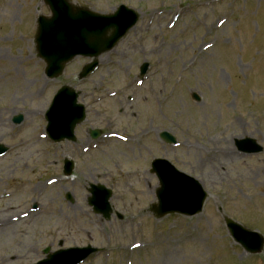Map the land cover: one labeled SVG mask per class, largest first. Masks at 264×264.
<instances>
[{
    "label": "rangeland",
    "instance_id": "rangeland-1",
    "mask_svg": "<svg viewBox=\"0 0 264 264\" xmlns=\"http://www.w3.org/2000/svg\"><path fill=\"white\" fill-rule=\"evenodd\" d=\"M67 1L100 14L126 6L139 20L89 80L77 83L79 58L46 80L33 46V18L46 15L45 5L0 0V144L8 148L0 157V264H36L45 249L87 246L100 250L82 264H264V248L242 254L223 223L229 217L264 240V0ZM143 63L149 70L140 80ZM66 84L112 120L107 129L96 121L104 134L145 131L148 142L104 136L85 157L82 133L77 146L50 144L44 115ZM161 132L176 145L160 142ZM244 138L263 152L238 153L234 142ZM155 158L201 184V214L153 217L157 181L147 170ZM64 160L76 163L83 188L63 178ZM88 184L112 191L109 220L85 204ZM5 221L12 227L2 228Z\"/></svg>",
    "mask_w": 264,
    "mask_h": 264
},
{
    "label": "water",
    "instance_id": "water-1",
    "mask_svg": "<svg viewBox=\"0 0 264 264\" xmlns=\"http://www.w3.org/2000/svg\"><path fill=\"white\" fill-rule=\"evenodd\" d=\"M53 16L51 19H41L40 27L35 39L37 53L46 64V74L48 77H57L61 74L65 63L76 56L98 57L100 54L111 50L116 43L131 29L136 21L137 14L131 10L120 8L118 12L109 16L95 15L87 10L74 9L65 0H54ZM96 62L84 68L81 78L85 77ZM146 66L141 68V73H145ZM71 92L62 88L47 114L50 133L55 141L71 137L76 123L66 125V119L70 114L80 113L83 119L81 107L75 105V96H70ZM21 117L14 119L19 123ZM81 121V120H80ZM162 138L167 143H174V139L167 134H162ZM238 148L247 153H257L261 151L253 140H245L237 143ZM5 149L0 146V154ZM153 171L157 174L160 187L156 192L159 205L152 207V212L156 217H163L167 214L178 213L192 216L201 211L205 200V193L194 180L177 173L167 162L157 161L153 164ZM93 197L89 200L94 210L103 215H107L109 207L107 201L111 193L102 187L93 188ZM227 227L237 239L241 235L248 236L255 244L256 250H261V239L256 235L248 234L238 225L231 221H226ZM254 237H258L256 242ZM256 244H258L256 246ZM94 249L69 250L60 252L41 264H79L86 259ZM61 255L69 257L68 261L58 260Z\"/></svg>",
    "mask_w": 264,
    "mask_h": 264
},
{
    "label": "flooded vegetation",
    "instance_id": "flooded-vegetation-1",
    "mask_svg": "<svg viewBox=\"0 0 264 264\" xmlns=\"http://www.w3.org/2000/svg\"><path fill=\"white\" fill-rule=\"evenodd\" d=\"M29 11V13H30V10H28ZM91 118V119H90ZM98 120V122L100 123V124H103V123H107V124H109V121L108 120H106L105 119V117H101V116H99L98 114H96V113H92V115L88 118V121H90L91 122V125H93V124H97L96 123V121ZM86 121H87V119H86ZM85 121V122H86ZM93 130V128H85L84 130H79V132H78V136L76 135V141H75V143H72V144H74V145H78V142L80 141V138H79V135H81V133L83 134V136H82V138L84 139V142H85V144H81L80 146H84V145H89V144H91V143H93L94 141L93 140H91V132H90V130ZM81 137V136H80Z\"/></svg>",
    "mask_w": 264,
    "mask_h": 264
},
{
    "label": "bare ground",
    "instance_id": "bare-ground-1",
    "mask_svg": "<svg viewBox=\"0 0 264 264\" xmlns=\"http://www.w3.org/2000/svg\"><path fill=\"white\" fill-rule=\"evenodd\" d=\"M225 154H226V153H225ZM11 221H13V220L11 219ZM5 224L7 225L8 228H11V227H9L7 221H5Z\"/></svg>",
    "mask_w": 264,
    "mask_h": 264
}]
</instances>
